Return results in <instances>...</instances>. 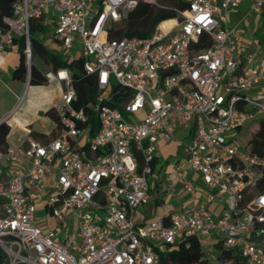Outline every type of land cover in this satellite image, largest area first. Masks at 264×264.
Instances as JSON below:
<instances>
[{"label": "built area", "instance_id": "2783aa9c", "mask_svg": "<svg viewBox=\"0 0 264 264\" xmlns=\"http://www.w3.org/2000/svg\"><path fill=\"white\" fill-rule=\"evenodd\" d=\"M175 2L15 0L2 18L0 60L22 39L28 81L31 24L50 15L64 59L79 51L97 95L75 105L69 69L50 70L47 81L60 88L47 109L53 134L44 143L0 141V264H160L158 251L183 237L198 238L211 264L221 250L237 253L242 264H264V156L248 142L242 150L232 136L264 116V97L246 94L264 83V47L239 63L227 12L242 0ZM249 2L244 17L264 12V0ZM140 4L170 17L147 36L113 37ZM167 20L173 23L162 27ZM23 97L1 123L9 124ZM181 126L186 169L202 186L180 174L189 204L141 223L136 210L150 199L156 146L173 141ZM167 189L176 192L175 183ZM46 215L57 229L37 224Z\"/></svg>", "mask_w": 264, "mask_h": 264}, {"label": "crops", "instance_id": "0c3cea01", "mask_svg": "<svg viewBox=\"0 0 264 264\" xmlns=\"http://www.w3.org/2000/svg\"><path fill=\"white\" fill-rule=\"evenodd\" d=\"M250 6L249 0H242L238 9L230 10L227 12V25L236 26L234 33V40L237 43V59L240 64L246 62V54L253 52L255 55L264 47V36L260 40L251 38L252 32L248 29L250 25H256L259 22L261 14H255L249 21L248 18L253 14L244 17L248 12ZM240 8V9H239ZM53 17L50 15L41 17L33 23L43 26H53ZM41 29L34 31V36L40 41L43 37ZM51 38L56 44L57 42L52 37H48V41L44 46L50 49L52 42ZM57 51L61 52L58 44ZM19 50L18 41L15 42L9 49L7 54L0 60V122L2 119L10 114L16 107L18 99L25 95L29 90L35 94L31 103L18 112L20 104L16 109L14 115L9 120V132L6 136V146H18L25 140L26 137H32L37 141L44 143L53 134L54 120L45 115V110L52 107L59 100L60 88L56 82H48L46 85H30L29 79L25 81L16 80L12 77L13 70L19 63ZM51 69L49 68L48 71ZM48 71H45L47 73ZM51 83L53 87L46 89V86ZM35 89L37 91H32ZM41 89V90H40ZM253 95H264V83L258 87H253L249 90ZM49 121H48V119ZM46 119L50 122V127L46 124ZM39 124L36 126V124ZM16 126V127H15ZM30 132L34 133V137L30 136ZM233 134V133H232ZM187 135L185 127H179L174 134V140L169 143L159 142L156 146V152L150 165V174L155 175L157 182L149 184L150 199L147 204L137 208L136 220L139 222H147L151 219L161 218L166 214L171 213L173 206L171 200L175 197L179 199L180 208L182 209L189 204L187 195L181 190L180 178L184 175L186 178L191 179L198 187H201L199 176L186 169L185 166V153L179 146V141ZM238 139V135L234 134ZM181 166L182 172H177L176 167ZM174 182L176 185V192H170L167 185ZM140 209V210H138Z\"/></svg>", "mask_w": 264, "mask_h": 264}, {"label": "trees", "instance_id": "16d2710c", "mask_svg": "<svg viewBox=\"0 0 264 264\" xmlns=\"http://www.w3.org/2000/svg\"><path fill=\"white\" fill-rule=\"evenodd\" d=\"M15 0H0V23L2 18L11 15V6ZM169 3H176L175 0H168ZM170 17L168 14L156 13L153 8L146 4H140L135 11L130 15L127 27L125 30H118L112 33L113 37L126 36H147L156 21ZM141 28H139V26ZM138 26V27H137ZM36 29H42L40 24H31L30 29V43H31V60L29 68V84L30 85H46L47 78L45 71L41 65L47 66L55 71L58 68L66 67L71 73V80L76 91L75 105L84 106L92 103L97 95V89L94 84V79L88 75L83 68V58L72 59L66 61L62 57L53 55L42 42L34 36ZM23 40H18L19 63L13 70L12 77L16 80H26V67L24 64V57L22 54ZM203 45L199 49H204ZM38 61V64L35 62ZM35 89H32L34 91ZM41 90V89H40ZM37 91V90H35ZM45 115L54 120L52 110H47ZM87 124H92L89 133L92 135L96 129V123L93 116L90 114ZM9 132V127L5 123H0V141L6 146V136ZM30 136L34 137V133L30 132ZM251 151L264 156V120L261 121L256 133L248 141ZM152 162L150 163V165ZM160 264H211L201 250L200 240L196 237H183L174 245L166 246L160 249ZM235 261L242 264V261L237 253L227 250H221L217 255V263L224 264V262Z\"/></svg>", "mask_w": 264, "mask_h": 264}, {"label": "rangeland", "instance_id": "374dc122", "mask_svg": "<svg viewBox=\"0 0 264 264\" xmlns=\"http://www.w3.org/2000/svg\"><path fill=\"white\" fill-rule=\"evenodd\" d=\"M236 9H238V7ZM254 15L255 14L253 13L248 18V20L250 21ZM126 26H127V24L123 26V30H125L124 28H126ZM139 28H141V27L139 26ZM248 29L252 32L251 38H255L256 40L257 39L260 40L261 37L264 36V16H260L259 22L256 25L251 24L250 25V28H248ZM40 32L43 35V37L41 39V42H42V44H45V42L48 41V37H51V35L53 33V26H49V27L48 26H43ZM49 39H50V42H52V45H51L50 49H48V50L53 55H56L58 57L64 58V55L61 52L57 51V44L51 38H49ZM47 48H48V45H47ZM78 48H79V46H76V49H78ZM76 49H74L72 51V53ZM79 58H80V53H79V51H77V53L74 55V59H79ZM35 62L38 64V61L37 60H35ZM39 65L41 66V68L44 71H48L49 70V68L47 66H43L41 64H39ZM52 87H53V84L49 83L46 86V89H50ZM246 94L249 97H251V98L264 97V95L255 96V95L252 94V92H249V91L246 92ZM33 96H35L34 93H32L29 90L26 91V93H25V95L23 97V100L20 103V107L18 109V112H21L25 108V106H28L31 103V100H32ZM246 110L248 112H251V109L249 107H247ZM47 119H46L45 122H46L47 126H49L50 125V122H48L49 119H48V121H47ZM262 120H264V116H262V115H254V117L252 119L248 120L246 122V124L239 131H235V133L232 134L233 137H235L234 134L238 135L237 142H238V145L240 146V148L242 150H246L247 149V142H248V140L255 133V131L257 130L258 124ZM38 124H39V122L36 124V126ZM147 181H148V183L151 186V184H153V183L155 184L157 182V178H156L155 175H152V176L151 175H148L147 176ZM171 205L173 206V209H172L171 212H174V211L179 210V208H180L179 199L174 197L171 200ZM138 210H140V209H138ZM36 216H37V218H40V215H36ZM66 220H68L67 221V224H68L67 225V228H69V229L72 228L73 224L71 223V221H69L70 220V217L67 216L66 217ZM37 224L39 226H41V227H48V228H51V229H57L59 227V225L57 224V222L51 216H48V215L45 216V219L44 220L39 221ZM224 264H240V263L235 262V261H233V262L232 261H228V262H224Z\"/></svg>", "mask_w": 264, "mask_h": 264}, {"label": "bare ground", "instance_id": "6f19581e", "mask_svg": "<svg viewBox=\"0 0 264 264\" xmlns=\"http://www.w3.org/2000/svg\"><path fill=\"white\" fill-rule=\"evenodd\" d=\"M172 23H173L172 20H167V21H165V22L162 23V27H166V26H168V25H170V24H172ZM15 127H16V126H15Z\"/></svg>", "mask_w": 264, "mask_h": 264}, {"label": "water", "instance_id": "95a60500", "mask_svg": "<svg viewBox=\"0 0 264 264\" xmlns=\"http://www.w3.org/2000/svg\"><path fill=\"white\" fill-rule=\"evenodd\" d=\"M1 123V122H0Z\"/></svg>", "mask_w": 264, "mask_h": 264}]
</instances>
